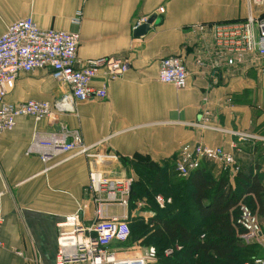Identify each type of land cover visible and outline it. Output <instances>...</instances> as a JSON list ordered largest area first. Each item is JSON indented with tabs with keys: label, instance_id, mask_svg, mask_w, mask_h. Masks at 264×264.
<instances>
[{
	"label": "crops",
	"instance_id": "crops-1",
	"mask_svg": "<svg viewBox=\"0 0 264 264\" xmlns=\"http://www.w3.org/2000/svg\"><path fill=\"white\" fill-rule=\"evenodd\" d=\"M77 11L81 12L79 26L71 23ZM263 11L264 6L254 7L249 0H0V36L9 24L32 17L40 28L78 30L80 61L112 56L130 64L113 79L97 75L91 80L92 88L106 86L103 98L77 101L72 113H60L54 120L20 116L12 129L0 132V264H55L57 222L82 205L83 221L91 223L94 203L87 191L88 171L122 177L120 157L141 153L158 162L174 159L201 142L232 153L235 167L230 170H251L263 176L260 124L264 117L253 119L256 129L247 128L251 121L246 109L255 106L245 104L244 94L249 90L255 105L259 99L263 103L264 72L246 65L211 67L210 38L191 28ZM140 16L152 18L150 29L135 37L132 25ZM170 55L185 60L184 88L158 80L159 61ZM198 56L204 65L196 64ZM66 89L52 77L49 67L34 69L18 74L6 99L51 101ZM197 121L224 131L200 128L194 124ZM60 123L78 131L91 148L85 154L57 157L45 171L38 157L25 151L36 131L49 133ZM238 132L250 136L243 138ZM262 207L256 213L264 230ZM130 212L118 204L108 209L109 215L119 217L133 216ZM257 254L264 256V248Z\"/></svg>",
	"mask_w": 264,
	"mask_h": 264
},
{
	"label": "built area",
	"instance_id": "built-area-1",
	"mask_svg": "<svg viewBox=\"0 0 264 264\" xmlns=\"http://www.w3.org/2000/svg\"><path fill=\"white\" fill-rule=\"evenodd\" d=\"M249 2L254 7L264 6V0ZM158 11L163 12V8L159 7ZM147 20V16L138 17L132 29L135 30ZM71 23L80 25V11L71 18ZM191 28L210 38L208 65L213 68L222 64L227 67L256 66V58H264V11L257 15L250 13L243 19L202 23ZM79 42L78 30L40 28L32 17L19 19L7 26L0 36V132L12 129L20 116H30L36 121L42 118L54 120L60 113L73 112L77 101L103 98L106 86L92 88L91 80L97 75L110 80L130 68L128 60L112 56L80 61L77 56ZM195 62L204 65L200 56L195 58ZM47 67L51 69L52 77L67 88L59 97L51 101L29 99L10 102L6 99L19 73ZM187 78L186 63L181 55L160 59L159 81L181 89L187 85ZM199 122L194 124L201 128L209 127ZM210 127L224 131L220 127ZM236 134L243 138L250 136L242 132ZM89 149L90 146L84 144L78 131L60 123L57 130L49 133L36 131L25 154L37 156L47 171L57 157L81 155ZM181 155L176 170L183 176L197 169L203 159L218 162L225 168L234 163L232 154L223 147H211L201 142L196 143L191 150L182 151ZM132 181V177L114 179L99 170L89 171L88 191L94 203L93 219L91 223L85 224L83 206L79 205L57 222L55 264H152L157 261V251L153 245L145 246L134 255L112 245L113 242H125L130 237L128 217L109 215L108 209L113 204L128 207ZM156 200L160 206L165 203L161 195H157ZM254 212L246 203L240 202L236 224L243 230L240 234L243 243L255 241L264 248V232ZM2 223L3 218L0 216V229ZM2 246L0 239V249ZM179 248L176 245V249ZM172 251V248H168L164 253L168 255ZM244 264H264V256H254Z\"/></svg>",
	"mask_w": 264,
	"mask_h": 264
},
{
	"label": "trees",
	"instance_id": "trees-1",
	"mask_svg": "<svg viewBox=\"0 0 264 264\" xmlns=\"http://www.w3.org/2000/svg\"><path fill=\"white\" fill-rule=\"evenodd\" d=\"M121 159L138 175L131 183L129 204L145 195L154 211L148 222L138 223L136 232L130 221V235L151 231L146 242L156 248L159 264H244L259 256L241 240L236 218L240 202L263 210L262 175L238 170L231 181L227 170L204 161L188 176L173 179L167 159L159 163L141 153ZM158 193L165 199L162 207L155 203ZM168 248L173 251L166 255Z\"/></svg>",
	"mask_w": 264,
	"mask_h": 264
},
{
	"label": "rangeland",
	"instance_id": "rangeland-1",
	"mask_svg": "<svg viewBox=\"0 0 264 264\" xmlns=\"http://www.w3.org/2000/svg\"><path fill=\"white\" fill-rule=\"evenodd\" d=\"M256 63H257L256 66H251V67H248V68L258 69V71H261V72L263 71L264 72V58L257 57L256 58ZM262 82H263V87H264V78H263ZM247 92H250V91L246 90V93L244 94L245 104L246 105H250V106L251 105L255 106L254 108L246 109V115L245 116H246V118H248V120L251 121L250 123L247 124L248 125L247 128L248 129H252V128L256 129V127H253L254 126L253 119H257L259 117H264V100H263V103H262L261 102L262 99H259L260 100L259 103L256 101V105H255V103L252 102V99L250 98V93H247ZM248 110L250 111V113H248ZM253 111H255V113ZM70 113H72V112H70ZM216 127H219V126H216ZM260 127L262 129H264V122H261ZM209 128L214 129L213 127H210V126H209ZM217 131H219V130H217ZM88 146H90V145H88ZM207 146H211V145H207ZM218 146H220V145H218ZM211 147H217V146H211ZM220 147H222V146H220ZM90 148H91V146H90ZM224 150H226V149H224ZM182 151H184V150H182ZM181 153L182 152H179V154L176 155V158H174V160H172V158L171 159L170 158L167 159V161L169 163V166H171L170 167L171 168L170 169V174H171L170 178L174 177L173 179H179V178L186 177V176H183V175L179 174L177 172V170H176L177 161L181 160V158H182ZM232 156H233V154H232ZM121 158L122 157H120V160L122 162ZM126 158L131 159L132 157H126ZM233 160H234V158H233ZM204 161L205 162L209 161L208 164H213L215 166V168L218 169V170H220V169L227 170L229 173L231 171L232 172H237L236 169L230 170V168H232L233 166L235 167L234 163L230 167L225 168L222 164H219L218 162H215V161H212V160H209V159H203V160H201L200 165ZM158 162L160 163L161 161H158ZM122 165H123V168H124V171H125V175L122 176V177H118V176L112 177L111 175H109L108 173H106L103 170H99V171L104 172L108 177H111V178H114V179H121V178L123 179L124 177H128V176H131L132 178L137 179L138 175H137L136 170L134 169V166H132L130 164L127 165V164H124V163H122ZM88 174H89V171H88ZM263 177H264V174H263ZM230 178H231V176H230ZM261 179H262V181H264V178L261 177ZM87 191H88V184H87ZM88 193H89V191H88ZM157 195H161L162 197H163V195L158 193V194H155V196H154L155 197V203L157 205H159L157 200H156V196ZM167 199L170 200V198H167ZM163 206H164V204H163ZM160 207H162V206H160ZM114 208H118V207H112L111 210H114ZM128 209L131 211L130 213H132V214L134 213L133 216L130 215L128 217V223H129V221H132V227L134 228L135 232L139 228L138 223H141L142 221H143V223L144 222H148L150 220V218L153 217V212L154 211H153V209L151 207L150 201L147 199V197L145 195L140 197V198H138V199H136L134 204H131V203L128 204ZM254 211H255L254 213L256 214V219L258 221L260 229L262 230L260 222H259L258 215L256 213V209ZM262 231L264 232V230H262ZM150 233H151V231L149 232V234ZM149 234L147 232L145 234H143V235H141V234H131L130 237L127 239V241L120 242V243L119 242H115V243H116V245L118 246V248L121 251H125V252H128V254L134 255L137 252H139L140 250H142L145 246L150 245L149 243L146 242ZM244 244L251 245V249L255 248L256 253H258L260 251V248H262L260 243L255 242V241L252 242V243H244ZM152 264H159V263H158V261H156L155 263H152Z\"/></svg>",
	"mask_w": 264,
	"mask_h": 264
},
{
	"label": "water",
	"instance_id": "water-1",
	"mask_svg": "<svg viewBox=\"0 0 264 264\" xmlns=\"http://www.w3.org/2000/svg\"><path fill=\"white\" fill-rule=\"evenodd\" d=\"M151 20H152V18H149L146 23L140 25L135 30H133V35L135 37H140V36L146 34L147 31L150 29L149 24H150Z\"/></svg>",
	"mask_w": 264,
	"mask_h": 264
}]
</instances>
